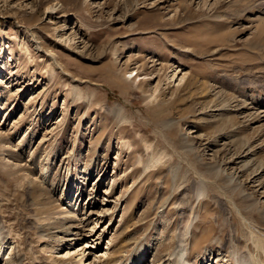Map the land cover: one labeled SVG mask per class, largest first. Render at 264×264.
Segmentation results:
<instances>
[{
  "label": "rangeland",
  "instance_id": "374dc122",
  "mask_svg": "<svg viewBox=\"0 0 264 264\" xmlns=\"http://www.w3.org/2000/svg\"><path fill=\"white\" fill-rule=\"evenodd\" d=\"M182 238L264 264V0H0V264Z\"/></svg>",
  "mask_w": 264,
  "mask_h": 264
},
{
  "label": "bare ground",
  "instance_id": "6f19581e",
  "mask_svg": "<svg viewBox=\"0 0 264 264\" xmlns=\"http://www.w3.org/2000/svg\"><path fill=\"white\" fill-rule=\"evenodd\" d=\"M165 156H162V155H159V156H152L151 157V161H155V162H161L162 160H163V158H164ZM199 188V192L200 191H202V187H198ZM69 234H71V232H68L66 235H69ZM184 238H185V236H184ZM181 239V238H180ZM186 239V238H185ZM256 239V238H255ZM65 241V240H64ZM183 241H184V239L182 238V241L181 242H179V244H178V247H177V251H175V254H176V256H177V262H176V264H189V262H188V253L186 252V249H185V247L186 246H184V243H183ZM254 244H255V247L256 246H259V248L260 247H262V243L258 240V239H256L255 241H254ZM253 244V245H254ZM186 245V244H185ZM258 248V249H259ZM263 251H264V249H263ZM173 256H174V254H173ZM248 257V256H247ZM255 259H254V258ZM257 258H256V256H249V258H247L245 261H243V260H241L240 261V263L239 264H259L257 261ZM105 264H114V262H112V261H107Z\"/></svg>",
  "mask_w": 264,
  "mask_h": 264
}]
</instances>
